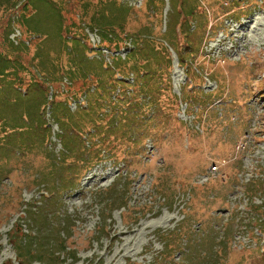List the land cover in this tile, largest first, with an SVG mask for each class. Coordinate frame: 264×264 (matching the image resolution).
Segmentation results:
<instances>
[{
	"label": "rangeland",
	"instance_id": "rangeland-1",
	"mask_svg": "<svg viewBox=\"0 0 264 264\" xmlns=\"http://www.w3.org/2000/svg\"><path fill=\"white\" fill-rule=\"evenodd\" d=\"M142 1L0 0V70L20 90L4 105L11 127L0 120V137L14 136L0 141V264H264V0ZM17 18L24 36L34 35L29 45L7 35ZM127 19L123 34L145 40L115 78L140 67L148 74L98 101L103 133L112 131L101 160L68 150L62 161L51 105L43 114L50 137L34 135L40 98L31 70L44 78L59 57L58 70H97L55 85L72 112L86 108L74 101L85 96L87 106V89L103 90L90 59L123 64L111 56L125 45L115 52L99 32L120 34ZM76 34L91 46L88 60ZM91 129L86 148L99 137Z\"/></svg>",
	"mask_w": 264,
	"mask_h": 264
},
{
	"label": "trees",
	"instance_id": "trees-1",
	"mask_svg": "<svg viewBox=\"0 0 264 264\" xmlns=\"http://www.w3.org/2000/svg\"><path fill=\"white\" fill-rule=\"evenodd\" d=\"M108 2V1H107ZM121 3V5H119L120 8V12L121 14H124L125 17H129L128 15L130 14V9H129V5L127 3L119 2ZM85 14V17L88 16L89 14ZM128 19L126 20V22H123V25L121 27H119L118 30H120V34L115 32L114 35L112 36L111 32H109L108 34H104L102 33V31L99 29V27H97L100 30V34L102 36V39L105 40H110L109 41V47L111 46L113 49H115V51H117L118 49H120L122 46L125 45L127 40H130L132 42L133 47L135 48V45L139 46V44L142 42V40H145L144 38L141 37V32H139V37L137 38L136 36H134L133 34L130 33H126L123 34V32L125 33V25L127 24ZM10 22V20H9ZM24 22L22 21L21 24H23ZM77 28V24L75 25V30ZM95 26H92L91 29H94ZM121 28V29H120ZM82 32L84 33L83 36H85L87 38V42L88 44L90 43V39L89 36L87 34V32H85V28L82 27L81 28ZM78 31V30H77ZM12 32L11 28L8 29V37L10 35V33ZM24 32V31H23ZM81 31H78V33L82 34ZM76 33V32H75ZM106 36H108V38H105ZM70 37L68 40H72L77 38V43H79V49H83V52H80V50H78V52H80L81 54H83L85 56V58L88 60V53H87V47H91V46H87L83 43V40L79 37V34H76ZM67 39V38H66ZM23 43V42H20ZM19 43V44H20ZM17 44V45H19ZM153 42H146L144 45V50L145 51H149L150 52H155L156 50H154V46H153ZM131 48V50L127 53L126 58H122L121 56H114L113 58L117 59L120 58V62H123V64H116V62H114V64L107 65L106 62L104 61V59H90V61L94 62L96 61L98 63V69L100 68L101 74H100V78L98 81H100V87L103 89L101 92V96L98 95L96 92H90L89 89H87V91L85 92L86 95H89L88 98V104L86 106V108H80L77 111L72 112L69 108V97L67 96L66 101H60L57 98L60 96V91L58 90V86L55 87L56 83H58L60 80H62L63 78H67V79H72L73 78V74L75 71H81L84 70V75L87 76L88 74H94L97 72V70L92 69V68H83V67H78L75 66V63H73V66H71V68L68 69H60L59 68V64H61V59L60 57L53 63L54 68H52L51 71L49 72H45V77L43 78V71L40 70V67L34 64V68L36 69L35 72H33L31 70V74L34 75V81L36 82V86H38L36 88V90L34 89V93L37 94L39 96V101L36 104V110L38 112V119H39V127L34 128V135L35 133H41L40 131H43L42 133L45 135H48L50 137L52 131H51V127L48 124V121L45 119L44 117V113L46 112L47 106L51 105V115L54 119V121L58 124L59 128L61 129V132L58 134V136L61 139V143L64 146V151L62 152L63 154L61 156H59V158H61L62 161H65L67 158V154L70 152H76V153H72L74 156H76L77 158L80 157V153L82 151H86V153H92V154H96L93 157H95L97 160V162H99V160H101L100 156L103 155L102 151L103 149H105V145L103 144L104 142L107 144L110 143L109 138L112 135V131L110 129L104 131L103 133V128L105 125V114H103V112H100V109L102 108V104H100L98 101H100L102 98L108 97L109 93L111 92L112 89L115 88V86L120 82V81H124V78L122 79H116L115 78V69H123L124 63H126V61H135V50L138 49L139 47ZM163 47V46H162ZM164 52H166L165 48L163 47ZM26 51V50H25ZM90 53H93L92 50H90ZM86 54V55H85ZM83 57V56H82ZM34 60L38 61V55L34 54ZM22 61V60H21ZM20 60H17L16 63V67H22V62ZM116 61V60H114ZM39 62V61H38ZM96 64V63H93ZM170 64L168 63V66ZM25 66V65H23ZM75 66V67H74ZM125 67V66H124ZM80 68V69H79ZM143 67H140L139 70H137L133 76H134V80L136 77V81L138 80V77L141 79L142 76L148 74V71L145 70V72H143ZM21 70V68H20ZM133 70V69H132ZM135 71V70H134ZM22 73V70H21ZM21 73L19 74V81L21 80ZM54 73H58L55 74ZM70 77H69V76ZM104 76V77H102ZM69 77V78H68ZM15 77L12 79H9V76H6L5 73H3L0 70V120H3L2 126L4 125V129L6 128V125H9V127H11V121L12 119L10 118V111L9 109L7 110V108H4V105L9 106V105H13L11 102H16V100H18L20 98V90H19V86H10L11 85V81H14ZM59 80V81H57ZM106 81V83H105ZM60 83V82H59ZM73 83V82H72ZM102 83H105L106 86L102 85ZM8 85V86H6ZM52 87V92L50 94V90ZM144 87H140V91L143 89ZM67 92L69 93L70 91L67 90ZM106 93V95H105ZM49 94H50V98H49ZM79 95L77 94H70L71 98H78ZM110 98L109 100L112 102V98L111 95L108 97ZM65 103V105L63 104ZM62 104L64 106H62ZM25 108H22V111H25ZM65 110V113H64ZM23 121V115H21ZM7 119V121L5 120ZM13 122V121H12ZM42 122H44V124L46 123L47 126L45 127V130L48 133H45L42 128ZM1 124V122H0ZM69 126V129H67L65 131V128ZM114 126L110 121L108 123V127H112ZM117 127V125H115ZM87 127L92 128L91 130H89L88 133L89 135H93V137H97V140L92 142V146L89 148L85 147L84 144V139H88V137H84L85 130ZM64 129V130H63ZM72 130H74V134L72 133ZM4 134L3 136L0 137V141L1 143H3L4 141L11 140V138H13L14 136H6L5 131H3ZM63 132V133H62ZM39 134L37 135L38 137V141L40 142L43 138V134ZM103 133V134H102ZM14 135V134H13ZM67 135H71L74 137H80L81 139H74V138H66ZM70 136V137H71ZM13 143L19 147H21V141L19 142V139L14 138ZM35 143V142H34ZM105 146V147H104ZM68 150L70 152H68ZM63 156V157H62ZM55 159V158H54ZM56 160V159H55ZM57 189V188H56ZM257 210L259 211L260 209H262L261 205L256 206ZM264 220H261V222H257L258 224H262ZM264 225V222L263 224ZM59 248L64 249V245L62 244ZM55 261V260H54Z\"/></svg>",
	"mask_w": 264,
	"mask_h": 264
},
{
	"label": "built area",
	"instance_id": "built-area-1",
	"mask_svg": "<svg viewBox=\"0 0 264 264\" xmlns=\"http://www.w3.org/2000/svg\"><path fill=\"white\" fill-rule=\"evenodd\" d=\"M140 2H139V6H141L142 4H143V1L142 0H139ZM17 17H18V15H17ZM17 21H18V18H17V20L16 21H14L13 22V27H12V31H13V37L11 38L14 42H16V43H20V42H23V43H25V44H27V45H29V43L32 41V40H34V35L33 34H31L29 37H25L24 36V34L17 28ZM12 33V32H11ZM11 33H10V35H11ZM18 41V42H17ZM130 41V40H129ZM100 43V42H99ZM125 48H123V49H125V51H123V52H120L121 54H123V56L122 55H120V54H111L112 56H111V58H113L114 56H121L122 58H126V55H127V53L131 50V48L133 47V45H132V42L130 41V42H126V44H125V46H124ZM111 53H113L109 48H107ZM119 50H121V49H119ZM118 51V50H117ZM105 52H107V55H108V51H105ZM116 52V51H115ZM121 78H125L126 79V81L127 82H129V81H134V76L133 75H131V79H130V77L128 76V77H121ZM120 78V79H121ZM86 98H85V96H82V97H80L78 100H75L74 102L75 103H77L79 106H81V107H86V100H85ZM78 107V106H77ZM56 135H57V133H56ZM216 170H218V166H216V165H214V166H212L211 167V172H215Z\"/></svg>",
	"mask_w": 264,
	"mask_h": 264
}]
</instances>
